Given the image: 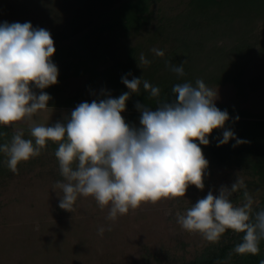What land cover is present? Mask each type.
<instances>
[{"label":"clouds","instance_id":"obj_1","mask_svg":"<svg viewBox=\"0 0 264 264\" xmlns=\"http://www.w3.org/2000/svg\"><path fill=\"white\" fill-rule=\"evenodd\" d=\"M151 51L165 55L159 48ZM55 53L49 30L30 21L0 22V125L15 129L10 142L0 143V152L6 155L8 168L16 172L19 164L38 156L49 141L55 142L63 177L56 181L63 192L62 196L57 193L62 209L73 208L79 196H91L101 208L109 207L108 219L115 220L144 203L184 198L190 185L205 188L209 160L201 145L210 144L214 131L221 130L217 146L247 142L227 127L239 116L230 117L226 109L217 107L218 91L202 79L195 85L176 83L175 98L155 109L137 102L139 125L126 122L122 115L131 95L142 86L158 98L161 90L142 77L129 79V74L121 77L129 91L82 101L70 116L50 125L36 123L34 115L48 109L52 100L45 89L59 82V68L52 59ZM138 63L151 61L141 53ZM184 63L187 60L182 64L166 61L178 77L184 75ZM23 124L34 140L25 138ZM240 190L243 202L236 205L232 196ZM254 203L238 175L231 186L221 185L218 194L210 190L183 214L177 212V222L210 242L219 241L229 229L241 233L242 240L233 251L256 255L264 239V209L254 212ZM98 231L103 235L105 229Z\"/></svg>","mask_w":264,"mask_h":264},{"label":"rangeland","instance_id":"obj_2","mask_svg":"<svg viewBox=\"0 0 264 264\" xmlns=\"http://www.w3.org/2000/svg\"><path fill=\"white\" fill-rule=\"evenodd\" d=\"M122 1L127 4L131 0ZM146 3L149 10L145 24L137 32H131L123 44L142 48L141 53H144L142 50L150 51L152 57H161L151 51L159 48L165 53L163 57H169L176 51L172 44L176 41L184 43L192 36L187 32L188 26L196 21L191 19V0H146ZM79 7L65 0H0V22L30 21L34 27L49 30L56 41L57 37L72 33L68 28H80L83 13ZM101 7H98L100 14L104 12ZM250 17L251 21L243 18L222 23L215 29L225 30V33L218 32L219 36L208 40L211 44L230 45L242 36L252 45L256 41L257 47L263 40L264 21ZM91 27L65 43L68 56L56 47L58 58L54 55L52 59H57L55 63L59 72L67 65L77 66L85 61L90 68L95 64L98 72L103 73L115 57H126L121 48L111 60L113 54L109 51L119 49L120 45L116 43L120 39L112 34L121 32L107 35L105 29L97 32ZM207 33L202 29L195 41L200 42ZM77 40L86 41L87 44L83 42V45L87 52L79 49ZM88 42L94 43L93 47ZM189 50L192 51L190 47ZM180 55L179 52L178 57ZM202 70L206 73L204 77H209L207 69ZM93 80L90 72L82 77H69L62 81L58 90L61 88L62 97L74 91L76 96H84L91 102L90 99L102 93ZM208 87L218 91L217 105L252 108V94L242 99L237 96L233 85ZM260 96L264 98V90ZM71 110L49 107L35 114L34 120L50 125L70 116ZM122 115L127 119L129 113ZM134 124L139 125V121ZM22 126L23 129L29 128L27 124ZM238 175L244 178L247 190L254 197V212L264 209L262 169L253 170L247 165L223 167L209 160L203 190L190 185L184 198L144 203L110 220L109 207L101 208L91 196H79L69 210L59 207L57 193L62 196L63 192L56 187V181L63 180V177L55 152L44 149L38 156L19 164L16 172L8 169L0 175V264H242L247 254H237L233 248L242 240L243 234L229 229L219 241L210 242L198 232L184 230L177 222V212L183 214L210 190L218 194L221 185L231 186ZM232 200L236 205L241 204L243 190L234 193ZM100 227L105 229L103 235L99 234Z\"/></svg>","mask_w":264,"mask_h":264},{"label":"trees","instance_id":"obj_3","mask_svg":"<svg viewBox=\"0 0 264 264\" xmlns=\"http://www.w3.org/2000/svg\"><path fill=\"white\" fill-rule=\"evenodd\" d=\"M71 3H76L80 6V11L83 13L80 16V28H68L72 33L61 35L54 41L55 47H59L60 52L63 51L68 56L65 43L71 41L76 35L84 33L91 28L93 31L106 30L107 35L114 32L120 34H112L120 40L116 45H120L117 50H109L111 60L114 55L119 53L121 48L124 49L125 58L115 57L109 68L103 73H99L96 65L89 67L88 62L78 63L77 66L63 67L64 71L59 72L58 84L53 85L47 91L52 100L50 101L51 108H66L73 109L82 101H87V98L81 95L76 96L74 91L70 92L66 97H62L59 93L62 86V81L69 77H82L87 72L92 73V83H97V89L102 93L94 96L93 99L100 98L106 92L112 96H119L122 92L129 91L126 85L122 83L121 77L129 74L132 76L142 77L148 80L154 86L160 88V96L152 97L149 90L143 89L141 86L137 93L131 95L127 103V111L129 113L126 122L135 123L139 121L140 113L136 108V103L146 104L148 107L155 109L164 101H171L175 98L172 88L176 83L191 82L195 85L197 79H202L206 86L213 85L219 88L233 85L237 90L236 94L239 98L248 97L252 94L254 99L251 109H243L240 106L230 107L225 104H218L221 110L226 109L230 117L239 116V120H230L227 127H231L236 135L246 143L236 145L235 141L227 145L217 146V137L221 130L213 132L208 146L201 145L203 152L211 162L218 166L228 167L237 165H247L250 169H262L264 172V98L260 96V92L264 90V36L263 40L256 47V41L252 45L250 41L242 38H237L229 44L220 45L217 42L211 44L210 38L224 34L225 30L217 31L215 27L221 26L222 23L232 22L234 19L251 21V17H258L264 21V0H191L190 14L191 19L196 20L188 26V33L192 36L184 41H176L172 44L173 49L169 57H152L151 52L142 50L150 64L139 66V57L141 49L136 46L124 45L128 40L131 32H137L139 28L145 24L146 13L149 7L146 0H131L130 3H125L122 0H65ZM102 6L103 13L100 14ZM110 9V10H109ZM109 10V11H108ZM150 16V15H149ZM106 23L103 24V21ZM102 24V25H98ZM250 22L248 23V25ZM204 29L208 32L205 38L196 42L197 34ZM65 30V31H67ZM264 33V32H263ZM228 35V34H227ZM194 37V38H193ZM248 37V36H247ZM239 40V41H238ZM76 43L83 52H87V48L83 45L84 40H77ZM113 41V40H112ZM124 43V44H123ZM87 44V43H86ZM93 47L94 43H89ZM65 47V48H64ZM189 47L192 49L189 50ZM71 49V48H70ZM73 50L74 47H73ZM115 52V53H114ZM179 52L181 53L178 57ZM58 58L57 55H55ZM85 59V58H83ZM57 62V59H54ZM183 64L184 75L178 77L176 73L170 71L166 61H171L173 64ZM207 69L209 77H204ZM251 75V76H249ZM215 77V80H214ZM213 80V81H211ZM215 84V85H214ZM37 92L40 90L37 89ZM104 91V92H103ZM252 92V93H250ZM250 98V99H251ZM249 99V100H250ZM14 128L11 126L0 125V143L10 142L14 134ZM25 138L30 136L29 128L24 129ZM34 140V138H32ZM198 142V141H197ZM58 145L55 142L49 141L48 145L41 149L56 151ZM7 157L0 152V175L7 171ZM264 260V239L260 241L259 254L245 255L242 264H260Z\"/></svg>","mask_w":264,"mask_h":264}]
</instances>
